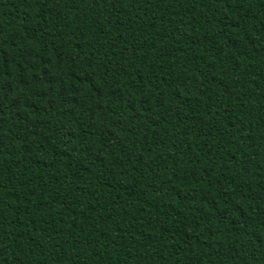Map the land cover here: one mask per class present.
I'll return each mask as SVG.
<instances>
[{
  "label": "trees",
  "instance_id": "obj_1",
  "mask_svg": "<svg viewBox=\"0 0 264 264\" xmlns=\"http://www.w3.org/2000/svg\"><path fill=\"white\" fill-rule=\"evenodd\" d=\"M0 264H264V0H0Z\"/></svg>",
  "mask_w": 264,
  "mask_h": 264
}]
</instances>
